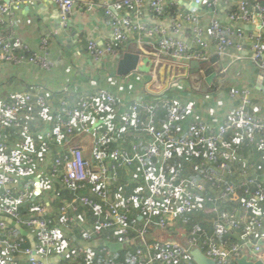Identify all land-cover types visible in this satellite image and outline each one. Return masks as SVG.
<instances>
[{
  "label": "built area",
  "instance_id": "built-area-1",
  "mask_svg": "<svg viewBox=\"0 0 264 264\" xmlns=\"http://www.w3.org/2000/svg\"><path fill=\"white\" fill-rule=\"evenodd\" d=\"M51 1L59 13V26H67L69 15L80 4L75 0ZM181 2L214 9L218 0H104L112 39L126 46L136 35L138 52L153 55L151 73L154 78L161 58L170 59L166 63L180 65L208 62L211 53L226 61L227 67L221 70L226 72L245 51V42L235 39L242 36V31L236 27L243 23L257 24L251 59L259 72L264 73L263 3L255 1L253 11L248 1L241 0L240 7L228 14L227 22L212 17L203 23L202 9L188 11ZM82 7L90 11L93 3H85ZM118 7L131 10L121 15ZM13 16L9 6L0 5V24ZM147 16L149 20L145 19ZM59 30L44 32L40 52L32 51L15 30L0 36V64L33 63L49 69L53 63L48 52L50 42ZM111 40L102 46L94 40L88 41L87 53L96 61H116L125 48L114 45ZM195 86H199V82ZM229 94L238 103L222 123L211 126L202 119H195L184 129L177 121L181 113L188 112L186 107L167 97L150 102L136 98L124 111L123 126L146 135L144 149L134 145L132 152L120 147L111 150L109 131L93 133L90 157L84 155L80 145H67L52 162L51 182L36 176L32 139L11 145L2 138L5 129L19 125L17 117L21 111L36 107L41 116L46 117V96L42 92L13 93L9 99L0 100V264H54L49 258L64 252V257L74 264H99L90 247L81 244L71 249L66 245L63 228L74 221L80 207L93 215L92 229L82 232L86 241H94L102 230H113L127 237L130 230H134L143 248L136 249L131 264H177L187 258L191 247L200 248L216 264H236V259L243 255L249 260L264 261V218L259 212L260 205L264 204V169L255 173V164L246 165L237 160L245 145L253 144L264 151V112L251 109V92L247 87L236 85ZM118 102L119 97L114 92L103 88L81 97L77 106L62 102L52 129L46 133L47 139L62 143L77 129L82 133L90 132V117L108 113ZM159 108L166 112L165 122L160 126L156 121ZM182 155L202 158L196 167L201 174L199 180L184 177L171 164V160ZM132 164L139 165L144 186L110 199L108 187L117 181L119 168ZM235 164L237 170L228 182L222 176L230 174L229 168ZM54 179H59L71 193L60 205L56 220L46 203L36 204L24 215L21 208L32 196V189L51 190ZM223 201L240 205V210L233 207L232 211L221 214L219 207ZM199 208L215 214L212 234L198 231V227L184 233L186 248L176 240L159 239L156 235L157 238H146L153 228L168 233L177 217ZM7 219L32 236L34 247ZM138 220H142L143 225L136 229ZM236 233L237 239L234 238ZM63 244L66 247L60 248ZM33 252L40 259H36ZM108 264L115 262L110 259Z\"/></svg>",
  "mask_w": 264,
  "mask_h": 264
},
{
  "label": "crops",
  "instance_id": "crops-1",
  "mask_svg": "<svg viewBox=\"0 0 264 264\" xmlns=\"http://www.w3.org/2000/svg\"><path fill=\"white\" fill-rule=\"evenodd\" d=\"M75 1L80 4L79 7L81 8L75 7L69 15L67 26L60 27L56 25V17L54 18V16L58 11L51 0H39L36 4L33 3V0H0V5L6 4L14 14L13 18H6L0 24V36H5L15 30L17 36L22 38L32 51L40 52L41 37L44 32L60 28L59 34L55 35L50 42L48 52L53 63L49 69H43L38 64L33 63L0 64V100L9 99L13 93L42 92L46 96L48 107L46 117L41 116L39 108L36 107L30 111H21L17 117L19 125L16 128H7L2 133L3 140L11 145H17L23 139L30 138L33 140L32 151L37 162L35 172L36 176L40 175L43 178V181L50 180L51 182L49 171L52 162L57 155L63 153V149L67 145H80L84 155L89 158L93 133L97 135V132L99 134L103 131H109L112 138L109 146L111 150L120 147L132 152L134 145L137 149H144L146 135L126 129L123 126L124 111L131 106L136 98L143 102H150L168 96L169 90L175 92V96L167 98L188 110L187 113L179 115L177 121L179 127L186 126L195 119H202L211 126L222 123L238 103V100L229 94L236 85L247 87L250 90L252 110L259 113L264 112V90L262 91L257 87L260 72L251 59V43L253 36L257 33V24L243 23L236 27L242 31V36L235 37V39L245 42L243 47L245 51L242 58L231 63L226 72H221L227 65L226 61L216 56L215 53H211L208 62L175 65V74L172 73V69L166 73L168 63L161 62L158 65L160 68L158 77L154 78L152 73H149L152 77L149 82L146 77L148 74L138 71L130 72L124 76L118 75L116 73L117 60L101 59L96 61L89 56L87 53L88 41L94 40L99 46H102L106 41L112 39L110 19L104 11V0ZM246 1L255 11L253 4L257 0ZM258 1L264 4V0ZM240 2L241 0H218L214 9L202 6L203 23H207L212 17L221 22H227L228 14L236 11L240 7ZM85 3H93V9L85 10L82 7ZM117 9L121 15L131 10V8L124 7ZM145 19L149 20V17L147 16ZM74 33L75 35H73ZM262 35L264 38V31ZM71 37H76V40H70ZM135 37L126 46L120 45L117 40L112 39L111 41L114 45L125 48V51L136 52L139 51V48ZM71 42L73 43L70 44ZM67 46L68 48H66ZM232 52L235 53L234 50ZM166 81H168L167 85L165 84ZM197 82H199V86H195ZM157 84L158 88H156ZM97 88L114 92L119 97L117 106L102 116L90 117V132L82 133L77 129L70 138H64L62 143L48 140L46 133L52 129L61 103L66 102L71 107L77 106L81 97L91 95ZM165 119L166 112L159 108L156 112L157 125H162ZM24 128H27L26 133ZM243 151L237 158L239 162L247 164V160H251L255 164L256 170L253 169L255 173L264 169V152L257 153L255 156L246 153V151L243 153ZM183 157L184 155L180 156L181 159ZM174 166L181 169L184 165L182 160H178ZM234 166L229 168L232 178L235 170H237ZM118 174L120 175H118L117 181L108 187L109 197L112 200L130 194L141 187L143 182L138 164L123 166L119 168ZM52 181L55 183L51 184V190L42 189L41 191L39 189V192L36 193L37 188H33L32 196L27 202L46 203L49 211L53 212L54 203L61 205L68 200L71 196L68 188L59 179ZM231 205L236 206L237 211L240 210V205H235L233 202ZM198 210L202 211V208ZM224 211L223 213L221 210V214H225L228 210ZM259 212L264 218V204L260 205ZM92 216L88 209L80 207L75 212L74 221L64 226L63 231L69 248L72 249V247L81 244L88 246L95 252L99 264H108L112 258H121V262H123V258L131 253L128 248L129 245H137L138 247L141 244L134 230H130L129 237L113 230H102V233L94 241L84 240L82 232H89L92 229ZM214 221L215 216L210 221L212 231L215 230ZM153 237H155L153 231L146 235L149 240ZM234 238H238V233L234 234ZM159 239L165 238L160 237ZM107 241L110 242V246L106 245ZM180 241L184 242V238H181ZM105 247L107 249H104ZM193 263L189 257L177 264ZM56 264L74 263L63 256L56 261Z\"/></svg>",
  "mask_w": 264,
  "mask_h": 264
},
{
  "label": "trees",
  "instance_id": "trees-1",
  "mask_svg": "<svg viewBox=\"0 0 264 264\" xmlns=\"http://www.w3.org/2000/svg\"><path fill=\"white\" fill-rule=\"evenodd\" d=\"M169 94H167L168 96L166 97H172V96H175L176 93L169 90L168 91ZM194 122L193 121H190L189 123H192ZM185 126L181 127L184 129ZM244 150V151H243ZM249 153V154H254L255 156H257V153H263L264 151L258 147H255L253 144H250V145H245L242 147V149H240L239 151V154L240 153ZM183 156V155H182ZM180 158V157H179ZM178 157L176 159L178 160H182L183 162V168L179 169L180 173L186 177V178H190V179H195V180H199L200 177H201V174L199 173V171H197V166H199L202 158H195V157H188L186 158V156L184 155L183 158H185L183 160V158L179 159ZM171 160V164L172 165H175L176 162H178V160ZM204 162H205V159H204ZM249 164H254L251 160H247V164L246 165H249ZM241 165V164H239ZM205 167L206 164H205ZM234 167H238L236 164ZM120 175V174H118ZM142 175V173H141ZM231 173L228 174V175H225V176H222L224 179H226L228 182H229V179H231ZM233 179V178H232ZM144 186L143 182L141 183V187ZM54 203V202H53ZM36 201H33V202H26L24 206H22L21 208V211L24 215H28L30 213V209H34L35 206H36ZM53 217L55 218L56 220V216L59 212V208H60V204L59 203H54L53 204ZM233 207H236L234 205H231V202L229 201H225L223 203L220 204V207H219V210H222V212L224 213L225 211L224 210H228L227 212H230L232 211ZM197 210V211H196ZM195 211H191V212H188V213H184L182 215H180L179 217H177L173 223V226L171 227V229H169L168 233H164V232H160L158 231L157 229H150V231H153V233L158 236L159 235V238L163 237L165 239H172V240H178L179 241V244H181L183 247H188L186 244H184L183 242L180 241L181 238H183V234L184 233H187V232H190L192 231L193 229H195L196 227L199 228L198 231H204L205 234H212L214 231L211 230V224H210V221L212 218H214L215 214H210V213H206L204 211H199L198 209H196ZM210 219V221H209ZM143 225V221L142 220H138V222L135 224V228H139ZM157 238V237H155ZM179 238V239H178ZM62 243H64L62 241ZM23 245H27V240L25 241V243H23ZM66 245H68V243H66ZM106 245L110 246V242L107 241L106 242ZM63 246H65L64 244L61 245L60 248H62ZM138 247L140 248H143L141 245H138ZM137 245H129V251L131 253H129L128 255H126L124 258H123V262L121 258H118V259H114L112 258V260H114L115 263H122V264H131V258L133 257V254L135 253L136 249L138 248ZM187 258H189V255L187 254ZM161 264H164V263H161ZM195 264V263H193Z\"/></svg>",
  "mask_w": 264,
  "mask_h": 264
},
{
  "label": "water",
  "instance_id": "water-1",
  "mask_svg": "<svg viewBox=\"0 0 264 264\" xmlns=\"http://www.w3.org/2000/svg\"><path fill=\"white\" fill-rule=\"evenodd\" d=\"M39 0H33V3L36 4L38 3ZM49 1V0H48ZM41 3V2H40ZM180 5L184 7L188 11L192 10H201V7L198 4H195L193 2L186 3V2H181ZM56 25H60V18H59V13H56ZM75 35V33L73 34ZM72 41L76 40V37H71ZM71 42L70 44H72ZM68 48V46L66 47ZM152 56L151 54H140L138 51L136 52H131V51H125L118 59H117V64H116V73L118 75H127L130 72L133 71H138L140 73H146L149 74L151 73L152 66H153V61H152ZM175 65L172 64V73L175 74ZM179 70V69H178ZM169 73V67L167 68L166 73ZM166 85L168 84V81L165 83ZM257 87L260 90H264V73H259V77L257 79ZM39 192V188L36 189V193ZM7 221L14 225L22 234L26 235L28 239L31 242V246L34 247V242L32 239V236L28 234L23 228H21L19 225L15 224L13 221L10 219H7ZM66 252L58 254L56 256H53L49 258V261L53 262L56 264V261L60 259V257L64 256ZM188 255L189 257L193 260L195 264H216L215 261L207 256L200 248L198 247H191L188 249ZM33 256L36 259H40L35 252H33ZM236 264H264L263 260H249L245 255L239 257L235 261Z\"/></svg>",
  "mask_w": 264,
  "mask_h": 264
},
{
  "label": "rangeland",
  "instance_id": "rangeland-1",
  "mask_svg": "<svg viewBox=\"0 0 264 264\" xmlns=\"http://www.w3.org/2000/svg\"><path fill=\"white\" fill-rule=\"evenodd\" d=\"M140 54H142V53H140ZM169 60H170V59H168V58H162L161 62H166V61H169ZM167 63H168V62H167ZM171 65H172V64H170V63L167 64V67H169V70L172 69V68H171ZM166 70H167V69H166ZM166 70H165V71H166ZM159 71H160V68L157 67L156 71L154 72V76H155V77H158V75H159V73H160ZM146 77H147V80L150 82V80H151V78H152L151 75L148 74V75H146ZM157 82H158V80H157ZM158 84H159V83H158ZM158 84L156 85V88H158ZM151 89L153 90L154 88H151ZM54 183H55V182H52V184H54Z\"/></svg>",
  "mask_w": 264,
  "mask_h": 264
}]
</instances>
